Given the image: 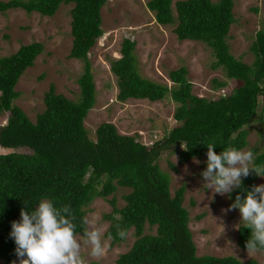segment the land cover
Masks as SVG:
<instances>
[{
	"label": "trees",
	"instance_id": "1",
	"mask_svg": "<svg viewBox=\"0 0 264 264\" xmlns=\"http://www.w3.org/2000/svg\"><path fill=\"white\" fill-rule=\"evenodd\" d=\"M234 0H149L146 9L155 24L173 26L177 41L203 43L211 53L212 69L220 68L225 77L241 85L217 99L199 98L191 93L186 70L169 71L171 87L141 77L136 69L135 43L123 39L118 59L109 61L116 78V101L146 100L159 102L169 98L176 106L172 119L176 123L161 141L150 147L134 136L118 134L114 125L101 123L90 140L83 121L95 102V89L87 57L102 35L100 11L107 0H7L0 1V14L21 10L51 17L60 5L72 4L70 15L71 48L68 58L82 63L77 79L78 100L70 101L56 94L49 85L43 94V110L33 122L13 105L18 98L15 85L23 72L42 53L40 43L20 46L10 56L0 58V116L7 114L0 126V148H27L30 155L0 154V262L11 264L15 243L10 238L11 222L20 220L24 203L34 210L42 198L56 206L69 205L76 215L77 232L85 231L83 223L87 206L93 198L106 199L111 212L103 218L109 223L104 237H113L110 247L124 242L116 235V225L132 230L134 241L120 254L116 264H258L253 259L241 262L234 257L197 256L188 229V214L182 207L184 186L171 195L168 178L156 165L160 152L176 150L178 161L185 163L206 156V144L214 143L217 154L230 147L245 148L244 127L257 116L264 127V32L255 33L249 47L250 65L230 55L226 38L233 23ZM174 12V14H173ZM225 83L211 80V89L223 90ZM257 165H264V143L256 153ZM173 169V168H172ZM255 173L242 179L243 190H251ZM117 187L128 189L124 205L115 206ZM235 189L230 194L235 199ZM154 229L144 234V227ZM250 230L239 226L236 246L245 250Z\"/></svg>",
	"mask_w": 264,
	"mask_h": 264
},
{
	"label": "rangeland",
	"instance_id": "2",
	"mask_svg": "<svg viewBox=\"0 0 264 264\" xmlns=\"http://www.w3.org/2000/svg\"><path fill=\"white\" fill-rule=\"evenodd\" d=\"M147 1L149 0H107L101 8L102 35L87 54L95 89L94 105L83 121L90 140H94V131L101 123H110L118 134L134 136L141 143H147L148 140L161 141L176 125L172 119L176 105L167 97L153 103L146 100H127L123 103L116 101V78L109 70V61L120 57L119 49L123 39L135 43L134 56L139 75L154 83L171 87L167 73L184 67L185 78L191 84V93L199 98L217 99L221 91L224 95L229 94L241 85L238 81L227 79L220 68L212 69L213 58L203 43L177 41L172 33L173 26L155 24L152 13L145 7ZM176 1L178 0H171L172 10ZM71 8L72 4L60 5L51 17H42L36 13L25 14L21 10H9L0 14V58L14 54L22 45L40 43L43 47L42 53L23 72L15 85L18 98L13 101V105L31 122L43 110V94L49 85H53L56 94L70 101L78 100L77 79L82 72V63L68 58L72 41L69 15ZM232 15L234 21L225 41L228 51L235 59L250 65L253 55L249 47L254 41L255 33L264 32V0H234ZM213 79L225 83L223 90L211 89ZM6 117L7 114H1L0 126L4 125ZM244 130L247 133V144L242 150L251 149L255 154L258 153L264 143L263 124L256 116ZM181 150L179 147L173 151L160 152L156 165L168 178L171 195L180 186H184L182 207L188 214V229L196 255L231 256L241 262L253 259L258 264H264V252L248 256L247 251L236 246V231L243 222H240L238 210L226 214L221 212L234 199L213 194L203 184L200 173L206 168L207 157L204 155L181 163L178 161ZM11 152L31 154L27 148H0V154ZM177 177L182 179L177 180ZM260 184H264V177H257L255 185ZM128 192V189L117 187L113 194L116 208L120 209L124 205L122 197ZM110 198L111 196L106 199L93 198L83 208L84 220L98 218L106 230L109 223L103 216L111 212L107 203ZM221 221L225 229L223 233ZM86 228L85 224V230ZM153 233L154 229L144 227V234ZM133 241L130 230L124 242L109 247L103 257H91L87 245L82 247V255L88 264H116L117 257L125 253ZM13 261L19 264L17 257Z\"/></svg>",
	"mask_w": 264,
	"mask_h": 264
},
{
	"label": "clouds",
	"instance_id": "3",
	"mask_svg": "<svg viewBox=\"0 0 264 264\" xmlns=\"http://www.w3.org/2000/svg\"><path fill=\"white\" fill-rule=\"evenodd\" d=\"M206 147V168L200 173L203 184L211 193L228 198L235 189L245 192L243 197L237 193L233 203L221 212L239 211L240 222L250 230L245 244L248 256L264 252V184L253 185L251 190L242 188V179L250 174L264 177V165L255 163L256 154L251 149L230 147L217 154L214 143H208ZM28 206L24 203L20 220L11 222L9 233L16 245L15 255L19 264H88L82 255L84 245L90 248L89 255L93 258L103 257L110 247L109 241L113 237L109 235L105 239V228L98 218L84 220L87 228L78 233L77 217L69 205L56 206L53 200L42 198L34 210ZM220 225L223 233V221ZM116 235L123 240L129 232L118 224Z\"/></svg>",
	"mask_w": 264,
	"mask_h": 264
},
{
	"label": "built area",
	"instance_id": "4",
	"mask_svg": "<svg viewBox=\"0 0 264 264\" xmlns=\"http://www.w3.org/2000/svg\"><path fill=\"white\" fill-rule=\"evenodd\" d=\"M221 94H220V96L221 97H223L224 96V94H223V91H221L220 92ZM158 141V140H157ZM147 143H143L145 146H151L154 142H156V141H154V142H150V140H148V141H146Z\"/></svg>",
	"mask_w": 264,
	"mask_h": 264
}]
</instances>
